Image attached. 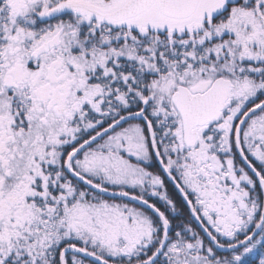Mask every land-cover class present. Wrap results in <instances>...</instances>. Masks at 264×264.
I'll return each instance as SVG.
<instances>
[{
  "label": "snow or ice",
  "instance_id": "snow-or-ice-1",
  "mask_svg": "<svg viewBox=\"0 0 264 264\" xmlns=\"http://www.w3.org/2000/svg\"><path fill=\"white\" fill-rule=\"evenodd\" d=\"M0 264H264V0H0Z\"/></svg>",
  "mask_w": 264,
  "mask_h": 264
}]
</instances>
